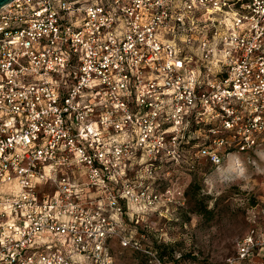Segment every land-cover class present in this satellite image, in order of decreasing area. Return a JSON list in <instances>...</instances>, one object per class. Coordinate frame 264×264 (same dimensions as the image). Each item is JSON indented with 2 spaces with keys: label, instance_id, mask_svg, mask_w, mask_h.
Masks as SVG:
<instances>
[{
  "label": "built area",
  "instance_id": "1",
  "mask_svg": "<svg viewBox=\"0 0 264 264\" xmlns=\"http://www.w3.org/2000/svg\"><path fill=\"white\" fill-rule=\"evenodd\" d=\"M252 134L264 0L8 1L0 264H114V245L150 256L137 228L184 200L175 176L218 167ZM247 218L220 264H264V213Z\"/></svg>",
  "mask_w": 264,
  "mask_h": 264
},
{
  "label": "rangeland",
  "instance_id": "2",
  "mask_svg": "<svg viewBox=\"0 0 264 264\" xmlns=\"http://www.w3.org/2000/svg\"><path fill=\"white\" fill-rule=\"evenodd\" d=\"M252 140L243 152L222 154L218 167L176 175V186L187 184L186 201L166 205L161 217H144L137 228L150 256L114 245V264H220L232 255L249 227L247 212L264 213V135ZM201 207L210 214L199 213Z\"/></svg>",
  "mask_w": 264,
  "mask_h": 264
},
{
  "label": "trees",
  "instance_id": "3",
  "mask_svg": "<svg viewBox=\"0 0 264 264\" xmlns=\"http://www.w3.org/2000/svg\"><path fill=\"white\" fill-rule=\"evenodd\" d=\"M186 197H187V188L184 192V200L186 201ZM199 213L201 214H210L209 211H206L203 207L199 208ZM185 263L184 264H190V263H186L188 261H184ZM191 264H208V263H205V262H202V261H196L194 263H191Z\"/></svg>",
  "mask_w": 264,
  "mask_h": 264
},
{
  "label": "water",
  "instance_id": "4",
  "mask_svg": "<svg viewBox=\"0 0 264 264\" xmlns=\"http://www.w3.org/2000/svg\"><path fill=\"white\" fill-rule=\"evenodd\" d=\"M8 1H10V0H0V6L7 3Z\"/></svg>",
  "mask_w": 264,
  "mask_h": 264
}]
</instances>
